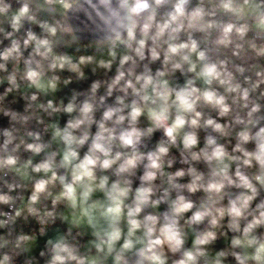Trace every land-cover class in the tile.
<instances>
[{"label": "clouds", "instance_id": "1", "mask_svg": "<svg viewBox=\"0 0 264 264\" xmlns=\"http://www.w3.org/2000/svg\"><path fill=\"white\" fill-rule=\"evenodd\" d=\"M100 3L108 11L102 19L110 59H101L98 67L111 71L115 64L114 76L93 81L86 95L75 93L67 104L37 103L40 92L57 88L59 78H47L48 71L67 66L83 79L80 65L93 58L81 57L74 63L55 56L52 41L28 32L23 43L34 47L23 62L20 79L37 91L26 97L23 112L0 107V114L10 122V127L0 130V170L31 182L27 213L42 225L54 222L55 206L63 202L72 211L73 225L90 229L92 239L85 251L64 236L48 240V264H108L109 260L130 264L129 254L135 257L131 264H167L166 250L180 254L174 264H227L229 257L235 264H264V238L254 234L264 226V199L252 207L264 191V104L260 102L264 66L248 64L264 58V42L257 43L264 39V0H116L115 7L112 0ZM8 12L9 5L0 0V15ZM25 18L35 21L28 3L11 15V28L18 31ZM40 26L55 36V27ZM21 55L19 43L13 40L0 60L19 62ZM157 61L160 66L153 70L150 65ZM4 69L0 63V70ZM177 72L184 77L182 84L174 79ZM6 79L9 87L0 101L20 88L15 70ZM102 86L105 93L97 98ZM113 92L121 95L105 104ZM81 95L84 98L78 99ZM40 112L48 117L63 112L68 119L62 127L58 122L45 124ZM141 117L147 121L145 127L139 126ZM32 120L44 125V132L51 129L48 141L41 132L25 128ZM156 131L163 138L152 150L141 151L143 141ZM201 131L205 132L202 146ZM53 142L58 144L55 149ZM21 146L33 155L43 153V158L21 162L16 155ZM172 148L186 168L166 171L174 163L169 156ZM201 163L206 171L197 167ZM138 170L142 171L137 177ZM185 177L188 180L181 183ZM135 180L139 183L133 187ZM230 188L239 191L230 194ZM197 192L203 193L198 205L190 198ZM42 199H51L53 210L38 208ZM15 201L12 195L0 193V205L11 209ZM162 203L167 205L163 212L148 211ZM22 211L0 212L5 217L0 218V227ZM188 212L191 216L185 217ZM225 217L228 229L238 235H233L228 248L210 253L208 245L217 239L215 229L223 227ZM182 220L189 226L207 220L208 227L195 234L191 248H184ZM241 220L246 221L243 226ZM31 239L18 236L16 247ZM9 259L4 255L0 264Z\"/></svg>", "mask_w": 264, "mask_h": 264}, {"label": "built area", "instance_id": "2", "mask_svg": "<svg viewBox=\"0 0 264 264\" xmlns=\"http://www.w3.org/2000/svg\"><path fill=\"white\" fill-rule=\"evenodd\" d=\"M76 1L78 0H63V2H61V0H50V2H48V0H4V3L9 5V12L6 15H0V29H3V31H0V53H2L5 49L11 47L12 41L16 40L17 43H19L20 45V51L22 55L19 62H16L12 59H9L8 61L0 60V63H3L5 65V69L0 70V80H3V83H0V96L4 95L5 90L9 87L6 77L14 70L17 73V80L20 83V88L18 90H14L8 93L5 96L4 100L0 101V107L10 108L16 111L23 112L25 105L28 103L26 97L29 96L31 93L36 92V90H34L33 88L28 87L26 81H22L20 79L24 71L23 62L25 59L29 58L34 47L33 43H29L28 46H25L23 43V41L27 38L28 32L34 33L38 38H47L50 41H52L53 55H55L56 51L62 52L66 48L77 51V47H79V45L82 42L75 38L66 15L67 8ZM25 3H28L30 12L35 17V21H29L25 18L21 22L20 29L18 31H14L11 28V24H10L11 15L18 12L20 7ZM41 24H47L49 27H55L56 28L55 36L50 35L44 28L40 26ZM9 32L12 33L11 36L7 35V33ZM249 35L251 36L253 34L250 33ZM262 42H264V39L257 40L258 44ZM96 46L101 47V45L96 44L89 49L91 51H94L96 50L95 48ZM36 59H40V58L36 57ZM236 62L240 63L241 61H236ZM43 63L46 68L48 61H44ZM248 64H260L261 66H264V58H261L259 60H249ZM159 66H160L159 61L150 65V67L153 70H155ZM245 66H247V64ZM140 70L141 69L138 67L137 71ZM62 71L63 70L60 69H56L54 71H48L46 73V77L51 78L52 76H57L59 80H63L65 74ZM114 74H115V68H112L111 71L103 70L102 72L95 75L90 74L91 76L89 78V84H87V87L83 89V94L85 95L87 94V90L89 89L93 81H97V80L108 81L110 80L111 77L114 76ZM251 74H252L251 72L245 73V75H251ZM73 78L75 81L78 80L80 82H83V79L77 78L76 73L73 74ZM174 79L176 82L182 84L184 77H182L181 74L177 72ZM261 88L264 89V85H261ZM104 93H105V88L102 86L100 90L97 92V98H99V96L101 95H104ZM117 95H121V93L113 92L112 96L107 97L105 99V104L114 103L115 97ZM83 98L84 95H82L81 99ZM18 101L20 102L19 104L17 103ZM260 102L264 104V99H262ZM37 103H46V102L38 97ZM102 111L103 108L97 111L96 119L100 118ZM206 111L208 110L206 109ZM210 114L215 116L214 112ZM40 115L44 118L46 114L40 112ZM146 125H147L146 119L144 117H141L139 126L145 127ZM8 127H10L9 118L4 116L3 114H0V130H3ZM17 127H19V125H17ZM25 128L29 130L41 132L42 139L46 141L47 133L44 132V125L37 124L35 120H32L29 122L28 125L25 126ZM24 130H25L24 128L21 129V134H23ZM91 131L93 133L96 131L95 124L92 126ZM199 136H200V144L202 146L205 132L201 131L199 133ZM162 138H163V133L161 131L154 132L150 138H147L143 141L142 145L140 146V150L145 152L152 150L155 147L156 143ZM2 141H3V137H0V143H2ZM232 143H234V141ZM249 147H251V145H249ZM18 153L25 154L28 157H31L33 163L40 161L44 155L43 153H41L40 155H33L31 152L26 151L23 146L20 147ZM169 156L170 158H174V163L171 168H166V171L174 172L180 168L187 167V165L180 163L181 157L176 148H172L170 150ZM197 167L202 171H206L205 166L202 163L198 164ZM141 171L142 170L137 171V177L141 174ZM249 171L250 172L254 171V169ZM187 180L188 178L185 177L180 182L184 183ZM138 183L139 181L135 180L133 187H135L136 184ZM9 184L21 185V182L12 172L7 171L6 169L0 170V193H6L16 198L15 204L11 209L7 205H0V212H7L9 215H14V211L16 208H20L23 211L20 217L15 218L14 221L8 222L4 227H0V245H2L0 246V260H3L4 255H8L10 259L7 262H5V264H33L34 262H38L42 256H48L50 258L51 255L50 246L44 245V247L38 249V253H36L33 257L30 258L26 257L23 261H21L18 255V247H16L17 237L20 235H26V232L30 233V235H37L42 233L40 231L41 228H43L45 231V229L47 228L56 226L58 223H60L59 211L63 203L62 202L58 203L55 206L54 209L56 213L55 221L54 222L48 221L47 223L42 225L34 216L29 215L26 211L25 205L27 203V197L29 195H27L24 192L21 186L15 187L12 191H10L8 188ZM238 191L239 190L235 188L228 189V192L230 194H235ZM23 193H25V197L21 199ZM173 195L175 194L173 193ZM202 197H203V193L197 192L191 195L190 198L198 205ZM261 199H264V191H261L260 196L255 201H253L252 207H255V204L259 203ZM227 200L228 197L226 196L223 203L227 204ZM37 207L42 210H53L51 199L49 200L42 199L41 203L38 204ZM166 208L167 205L162 203L159 205L158 209L156 210L149 209L148 211L163 212ZM189 216H191V212L185 213V217H189ZM0 218H5V217H0ZM181 223L184 224V221L182 220ZM221 223L223 224V227H218L217 229H215L217 233V239L211 245H208L210 253H214V251L228 248L233 235H238V233H234L228 229L227 217H225V219ZM245 223L246 221L241 220V226H243ZM206 227H208L207 220H205L203 223L198 225L194 224L189 226L187 224H184V230H186L187 234L193 235V238L195 237V234L197 232L204 230ZM63 230H64L63 236L66 237L70 242H76L78 244H81V239H80L81 236L77 229L74 230V229L64 228ZM69 230H70V234H69ZM254 234L258 238H264V226L255 229ZM225 241L226 243H224ZM24 243L25 242H21L20 246ZM192 245L193 244L185 243L184 248H191ZM41 253H43V255H41ZM228 262H231V264H235V261L232 259V257L228 258Z\"/></svg>", "mask_w": 264, "mask_h": 264}, {"label": "trees", "instance_id": "3", "mask_svg": "<svg viewBox=\"0 0 264 264\" xmlns=\"http://www.w3.org/2000/svg\"><path fill=\"white\" fill-rule=\"evenodd\" d=\"M81 42L82 43L79 45V47H77V51L66 48L62 52H57L56 51V53H55L56 56H65V57L70 58L71 61L74 62V63H78L79 59L81 57H85L86 58L87 56L90 55L93 58L91 63L80 65V67L82 68V70L84 72L83 82H80L78 80L75 81L74 78H73V74H75V73L70 71L67 66H65V68L63 69L62 72L65 74V77L63 78V80H58L60 82L57 83V86L59 88H61V90L64 92V97L66 98L64 100L63 104H67L69 99L75 93H83V89L87 87V84H89V78L91 76L90 74L95 75V74H98V73L102 72L103 70H105L103 68L98 67V63H99V61L101 59H103V60L110 59L109 50H100L99 52L98 51H92V52L89 51L90 50L89 48H91L92 46H94L96 44L97 45H101V44L110 45L108 40L101 41V42H84V41H81ZM98 47L100 48V46H98ZM115 50L118 53L121 51L120 48H116ZM82 54H84V55H82ZM93 68L96 69L95 72L92 71ZM113 68H115V64L113 65ZM67 78H71L73 80V82H72L73 87H70L69 84L66 85V86H61V83L64 81V79H67ZM33 89L36 90L35 88H33ZM38 97L41 98L39 96V94H38ZM81 97H82V95L79 96L78 99H81ZM17 103L19 104L20 102L18 101ZM56 114H58V117L60 119L59 120L60 124H62V123L65 124L66 120L68 119L67 114H65L63 112L56 113ZM56 114H53V116H51V117H48L47 115H45V117H44L45 124H48L49 120L55 119ZM46 133H47V135H46V141H47V139L48 140L50 139V132L48 131ZM9 148H11V145L9 146ZM52 148H53V146H52ZM84 150H86V146H85V149L81 150L82 153H83ZM16 155L19 156L20 161H26L27 159L31 158V157H28L25 154H19L18 152L16 153ZM14 175L18 178V180H20V178L16 174H14ZM20 182H21V187L24 190V192L27 195H30L31 182L28 181L27 183H23L21 180H20ZM53 191H58V189H54ZM25 193L22 194L23 198L25 197ZM64 206H65V203H63V205H61V208H60V211H59L60 223H58L56 226H52L50 228H47V229H45V231H43V233H40V234H37V235H30V233L26 232V235L32 237V239L29 240V241H26L24 244H22L20 247H18V255H19L21 261H23L26 257H29V258L33 257L36 253H38V249L44 247V245H47V242H44L42 240L38 241V239L41 236L50 233L55 228L59 229V231L61 232L62 236L64 235V230H63L64 228L65 229H74V230L77 229L79 231V233H80V236H81L80 237V239H81V244L80 245H83V235L81 233V230L79 228H77V227L68 228L61 221L63 210H64ZM224 243H226V241ZM29 244H36V247H35V250H33L30 253H27L26 247ZM220 244H222V243H220ZM81 251H85V250L83 248H81ZM179 256H180V254H178V258L177 259H179ZM49 259L50 258L48 256H42L38 262H34L33 264H48ZM134 259H135V257L129 259L130 264H131V262ZM176 260H171L170 258H167V264H170V263L174 264V261H176Z\"/></svg>", "mask_w": 264, "mask_h": 264}, {"label": "water", "instance_id": "4", "mask_svg": "<svg viewBox=\"0 0 264 264\" xmlns=\"http://www.w3.org/2000/svg\"><path fill=\"white\" fill-rule=\"evenodd\" d=\"M116 6V0H112ZM75 38L84 42L105 41L107 28L102 17L108 16V11L100 0H78L66 10Z\"/></svg>", "mask_w": 264, "mask_h": 264}, {"label": "rangeland", "instance_id": "5", "mask_svg": "<svg viewBox=\"0 0 264 264\" xmlns=\"http://www.w3.org/2000/svg\"><path fill=\"white\" fill-rule=\"evenodd\" d=\"M95 48H96V50H94V51H98V52H99L100 50H109L110 45L101 44V47H100V48H99L98 46H96ZM89 51L92 52L91 50H89ZM94 53H95V52H94ZM92 54H93V53H92ZM82 55H84V54H82ZM87 57H91V56L89 55V56H87ZM66 81H70V82L65 83ZM72 82H73V80H72L71 78L64 79V81L61 83V86H66V85L69 84L70 87H73ZM70 83H71V84H70ZM39 96H40L44 101H46V102L49 101V100L53 101L54 104H61V103H63L64 100L66 99V98L64 97V92H63V91L61 90V88H59L58 86H57V88H56L55 91L49 90V91H47L46 94H45L44 92H40V93H39ZM59 120H60V119H59V117H58V114H56L55 119H53V120H49L48 123H50V122H58L59 125L62 127L64 124H63V123L60 124ZM49 132H50V135H51V129H49ZM52 146H53V149H55V148L58 147V144H56L55 142H53ZM81 154H82V151H81ZM13 173H14V172H13ZM14 174H15V173H14ZM32 175L37 176V175H39V174H32ZM18 177H19V176H18ZM19 178H20V177H19ZM20 180H21L23 183H27V182H28V180H22L21 178H20ZM98 196H99V193H97V197H98ZM72 220H73L72 211H71V209H70L69 207H67L66 204H65V206H64V210H63V214H62V218H61V221H62V223H63L65 226H67L68 228H70V227H76V226L73 225ZM77 228H79V229L81 230V233H82V235H83V246H84V247H82V248H83L84 250H86V248H87L88 245H89V241L92 239V237H91V235H90V229H88V228L86 227V225H83V224H81V226H79V227H77ZM185 232H186V230H185ZM61 236H62V234H61V232L59 231V229H58V228H55V229H53L50 233L41 236V237L38 239V241L42 240V241H44V242H47V241L50 240V239L53 240V241H55L57 238H59V237H61ZM193 240H194L193 235H191V234H187V232H186L185 243H187V244H193ZM35 247H36V244H29V245H27V247H26V251H27V253H30V252H32L33 250H35ZM215 252H216V251H214V253H215ZM178 254H179V253L173 254V253H171V252H167V250H166L167 258H170L171 260H176V259L178 258ZM131 258H134V256H132L131 254H129V259H131ZM108 264H111V261H110V260H109ZM227 264H231V262H228V261H227Z\"/></svg>", "mask_w": 264, "mask_h": 264}]
</instances>
